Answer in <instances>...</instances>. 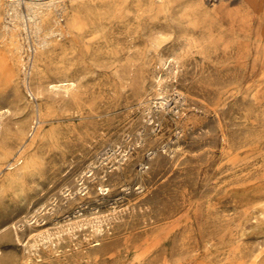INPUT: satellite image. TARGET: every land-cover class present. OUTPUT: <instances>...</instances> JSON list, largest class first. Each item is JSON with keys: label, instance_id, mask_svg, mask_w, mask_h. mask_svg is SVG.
I'll use <instances>...</instances> for the list:
<instances>
[{"label": "rangeland", "instance_id": "rangeland-1", "mask_svg": "<svg viewBox=\"0 0 264 264\" xmlns=\"http://www.w3.org/2000/svg\"><path fill=\"white\" fill-rule=\"evenodd\" d=\"M136 1L125 6L131 48L97 54L82 38L65 51L60 35L37 51L23 29L10 42L0 17V108H15L0 117V264H132L147 248L138 264L264 259L258 1L201 0L233 20L214 40L195 28L198 43L176 5L137 10ZM242 8L252 10L245 20ZM99 20L106 32L117 25ZM65 69L79 79L76 101L47 87Z\"/></svg>", "mask_w": 264, "mask_h": 264}, {"label": "bare ground", "instance_id": "bare-ground-1", "mask_svg": "<svg viewBox=\"0 0 264 264\" xmlns=\"http://www.w3.org/2000/svg\"><path fill=\"white\" fill-rule=\"evenodd\" d=\"M144 1L137 0L135 2L137 10L142 9L143 6L149 11H155L156 9L164 10L170 7L171 4L172 8L175 5L177 8H180V15L185 17V23L192 27L188 38L195 43H198L200 40L198 37L194 36L195 28L200 27L203 40H214L229 30L228 28L224 29L220 21L223 19L233 20V15L230 10L226 9L224 12L219 11L220 7L217 6L208 8L200 4L201 0H147V3ZM257 1L258 2L254 4L256 6L255 8L258 7V16L260 15L261 19L264 20V1ZM128 2L129 0H0V17L5 19L1 25H3L4 28V36L10 38V42H13L15 36L17 39V32L19 30H25L26 37H29V35L32 36L37 51L51 47L53 41L48 37L50 35L64 36V42H62L61 45L65 51L72 49L74 45H76L78 38L85 39L84 44L87 50L93 54L100 53L104 48L109 49L113 44L117 46L125 42L127 47L131 48L130 44L133 43L132 38L126 37L127 35L131 36L132 29L127 23L125 24L124 21L128 12L125 6ZM198 7L200 8L198 18L193 19L184 14V11L196 10ZM244 12L245 15L243 19L245 20L248 16H251L252 10L247 9ZM101 15H108L116 19L117 25L113 27L111 32H106L105 25L100 22L99 19ZM60 16H62V18H59ZM50 19H53V24L46 28L45 25ZM88 20H90V24ZM19 35L21 36V34ZM20 45L21 44H18V47H20ZM52 45L55 46V44ZM22 64L24 65V62H22ZM29 72V69L24 67L25 84L32 95H38V93L30 87V83L27 80ZM47 87L49 89L64 88L74 94L73 97L75 101L78 99L76 92L79 88V79L77 76L68 74L67 69L62 72V76L58 79L48 81ZM14 111L15 108L10 105L0 108V117H5L6 115L14 113ZM41 113L42 111L39 109V114ZM32 120L34 121L35 119ZM21 124L22 122L18 124L17 133L22 135L24 134V128ZM33 126L35 127V125ZM30 130H32V128ZM29 134H33V132L31 131ZM1 139L2 134L0 131V141ZM24 145L25 140L19 145V150H21ZM22 156V151H20L17 160ZM149 253L150 248L138 252L132 264L142 262ZM258 257V255H255L254 258L257 259ZM256 262V264H264V259L260 261L256 260Z\"/></svg>", "mask_w": 264, "mask_h": 264}]
</instances>
